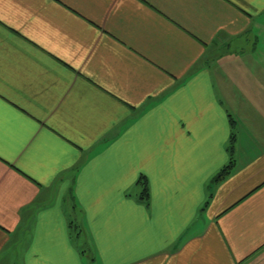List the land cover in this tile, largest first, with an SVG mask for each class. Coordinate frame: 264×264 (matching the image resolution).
I'll return each instance as SVG.
<instances>
[{"label":"crops","instance_id":"obj_1","mask_svg":"<svg viewBox=\"0 0 264 264\" xmlns=\"http://www.w3.org/2000/svg\"><path fill=\"white\" fill-rule=\"evenodd\" d=\"M0 264H264V0H0Z\"/></svg>","mask_w":264,"mask_h":264},{"label":"trees","instance_id":"obj_2","mask_svg":"<svg viewBox=\"0 0 264 264\" xmlns=\"http://www.w3.org/2000/svg\"><path fill=\"white\" fill-rule=\"evenodd\" d=\"M232 143V139H231ZM232 148H229V151L231 152ZM233 168V164L229 163L226 167H224L214 178H213V183H217L218 181L222 180L223 178L227 177ZM142 197L147 200L148 198V189L146 184H143V192H142Z\"/></svg>","mask_w":264,"mask_h":264}]
</instances>
